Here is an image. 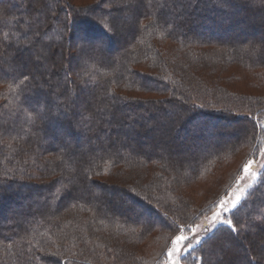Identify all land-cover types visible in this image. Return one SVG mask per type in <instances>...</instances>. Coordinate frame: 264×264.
Segmentation results:
<instances>
[{"label": "trees", "instance_id": "16d2710c", "mask_svg": "<svg viewBox=\"0 0 264 264\" xmlns=\"http://www.w3.org/2000/svg\"><path fill=\"white\" fill-rule=\"evenodd\" d=\"M109 2L0 0V264H160L177 228L215 211L264 150V0H131L124 30ZM37 50L44 91L40 63L19 62ZM177 118L202 130L189 139L216 141L191 145L185 171ZM221 122L237 123L226 140L207 130ZM198 181L210 197L197 204ZM6 188L42 208L22 212ZM224 218L236 230L217 226L180 264H264V165Z\"/></svg>", "mask_w": 264, "mask_h": 264}, {"label": "rangeland", "instance_id": "374dc122", "mask_svg": "<svg viewBox=\"0 0 264 264\" xmlns=\"http://www.w3.org/2000/svg\"><path fill=\"white\" fill-rule=\"evenodd\" d=\"M73 1L77 6L80 5L83 7H87V5L91 4V2H93V0H73ZM96 1H98V0H96ZM100 1H103V0H100ZM110 1L111 2H109V4H112L113 8L117 9V13L120 17L119 20L122 21L121 24H117V27L121 28L120 30H124L123 28H125V25L127 26L129 24V22L133 21L132 17H130L128 15V11H129L128 6L131 4V0H119V1L110 0ZM147 4H149V3L147 2ZM167 12L170 13L169 11H167ZM203 29L204 28H202V27H200V28L194 27V31L197 34L202 33L204 31ZM57 31L58 30L54 28V32H57ZM52 39L53 38L50 37L49 41L44 40V42H46V43L50 42ZM114 39L117 42L118 40L127 39V36L125 34L121 33V31H120L119 36H114ZM55 40L54 41L52 40V42L55 43L57 41V40L56 41ZM89 44H90V41H86V42L72 41L71 46L69 45V50L74 49L75 51H77L78 49L84 48ZM23 45L25 46L24 41L23 42H21V41L17 42L16 41L13 43L12 46H13V48L19 49ZM249 45L252 46V48H253V44L249 43ZM42 52H43V50H42ZM42 52L37 50L35 54L30 53L26 56H22L21 58H19V62H27L29 60H32L34 62L40 63V66H39L40 68L38 67L39 68L38 70L41 73L37 77L45 79V81H44L45 86L44 85L40 86V81L37 80L36 87H38L39 90L44 91L47 89L46 85L52 84V77L47 76L48 75L47 71H45V68L42 67V62L40 60L42 57ZM18 70L20 71V68H18ZM69 72L73 74L74 71H72V68H70ZM239 77L241 78V74ZM240 78H237V81H239ZM249 79L250 78L247 77L246 80L249 81ZM248 83H249L248 85H244L242 87L240 86V84H238L237 85L238 88L233 89V90H237L240 93H243V91L252 93L250 90L253 91V88H252L253 85L251 84V82H248ZM249 85H251V86L249 87ZM248 87H249V89H247ZM173 112L176 113L175 110H173ZM187 118H188V115H185V119H187ZM75 119L72 121L71 120H69V121L75 123V121L77 122L79 120L77 118H75ZM159 121L161 122L162 126H164V128L169 127V125H168L169 123L166 120V118L165 119L162 118ZM183 122L182 121L180 122V118H177L175 120L172 119V122L170 123L171 124L170 129H173L172 130L173 135H180V133L182 134V135H180L181 136L180 138L176 139V144L171 145L173 150L175 149L173 152V155H174L173 158H175L176 160L181 158L180 160H182L180 162V166H179L180 171L187 170L191 165V163L188 162V160L186 159V155H192L194 152V148L191 145H196V146L197 145L198 146L199 145H209L210 146V144L213 145V143H216L215 139L212 140L211 138H207L205 136L198 137V135H194L195 138L190 137V139H189V137H187L188 134H192L195 132L198 134V133L202 132V130H199V126H198L197 122L192 123V124L187 123V122L183 123ZM187 124H189V125H187ZM236 126H237V123H235V122L226 123L225 126L221 122L220 126L210 127V128H207V130L212 131V133L214 134V138H216V136L218 134L220 136L219 138L226 140L228 135L233 133L232 129L235 128ZM186 130H188V131L184 134V131H186ZM123 135L128 136L129 134L128 133L126 134L123 132ZM185 135H186V138H185ZM145 139L149 140L150 137L146 136ZM235 161H232L229 164H232V163L235 164ZM252 161H253V164H252L251 168L249 169V171L248 172L243 171L241 173V175L238 177L237 181L235 183H233V186L230 187L229 192L227 194L225 193L226 195L220 196L216 200L215 203H216L217 207H216L215 211L208 214L207 216L198 218L197 221L193 225H185V226H182L180 228L181 231L177 232L176 235H183L186 237L185 240L180 241L176 245V247L180 251L176 255H173V256L168 255L169 249H171L173 246V240L175 239V236H176L175 235L168 242L167 247L164 250V253L162 254L163 258H162V261L160 264H173V261H178V264H180V262H179L180 257L184 253L189 251L191 248L198 245L201 242V240L205 236L210 234L217 226L222 225V224L228 225L227 223H223V222H214L212 220V217L214 216L215 213L221 212V215L218 217V221H227L224 218V216L226 214H228V212H230L234 208L233 202L234 201L236 202L235 206L238 205V203L244 197V194H245L247 187L252 183V181H254L256 179L259 171L263 167V165H264V150L257 160H252ZM229 166L228 167L227 166H220V167L216 168L217 173H219V174L227 173L232 168L231 167L229 169ZM204 184H206L204 181H198V182L192 184L189 188L191 193H193V194L197 193L196 196H194V198H193L195 200V203H197V204L199 202H201L202 200H206L207 198L210 197V196H205L207 193V186H208L207 184L208 183L205 185L206 187H203ZM0 185H2V184L0 183ZM1 188L2 187L0 186V192L3 189V188L2 189ZM5 190H7V194L9 193L12 195L13 192H11V190H9L7 188ZM12 196L14 198L13 200H15L18 203V206H16V208L19 207L18 209H21L22 212H24V213L34 214V213L38 212L39 209L42 208V205H43L42 203H41V206H39V202L34 201L31 198L28 200H25L24 199L25 194H23V193L22 194L21 193H17V194L15 193V195H12ZM110 198H112L111 202L113 204L111 206H113L114 209H116L118 211H126L127 210L126 206L124 204L128 205L129 203L126 202L125 197H123L119 194H116L115 196H111ZM119 200L120 201L123 200L122 204H118L116 202ZM221 200H224L228 205L227 209H225L223 211H221V208L219 207ZM14 209H15V207H14ZM137 210H138V212H143L144 216H146V217L148 216V214L144 210H142V209H137ZM0 222H1V220H0ZM147 247L146 248L148 251L158 250L160 247V243L156 242V240L155 241L153 240V243L147 244Z\"/></svg>", "mask_w": 264, "mask_h": 264}, {"label": "snow or ice", "instance_id": "6c2138e0", "mask_svg": "<svg viewBox=\"0 0 264 264\" xmlns=\"http://www.w3.org/2000/svg\"><path fill=\"white\" fill-rule=\"evenodd\" d=\"M82 39L87 40L88 38H87V37H83ZM24 79H27V77H24ZM252 164H253V161H251V160L247 161V162L244 164V166H243V171H244V172H248L249 169L251 168ZM235 203H236V202L234 201V202H233V207H235ZM219 207L221 208V211H223V210L227 209L228 205H227V203H226L224 200H221V201H220V205H219ZM220 215H221V212H217V213H215L214 216L212 217V220H213L214 222H223V223H227V224L229 225V227H230L233 231H235L236 228H235V225L233 224L232 221H230V220H228V221H218V217H219ZM177 231L179 232V231H181V229H180V228H177ZM185 239H186V237L183 236V235H176V236H175V239L173 240V246H172L171 249H169V253H168V255H169V256H173V255L178 254V252H179L180 250L176 247V245H177L180 241L185 240ZM173 264H178V261H173Z\"/></svg>", "mask_w": 264, "mask_h": 264}]
</instances>
